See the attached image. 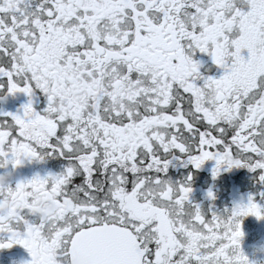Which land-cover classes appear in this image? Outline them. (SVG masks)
<instances>
[{"label": "snow or ice", "instance_id": "snow-or-ice-1", "mask_svg": "<svg viewBox=\"0 0 264 264\" xmlns=\"http://www.w3.org/2000/svg\"><path fill=\"white\" fill-rule=\"evenodd\" d=\"M197 50L223 74L202 76ZM0 81L29 97L0 111V168L68 161L15 183L0 249L22 245L28 264H248L232 221L264 205L209 217L190 175L163 174L176 153L215 160L214 177L264 169V0H0Z\"/></svg>", "mask_w": 264, "mask_h": 264}, {"label": "flooded vegetation", "instance_id": "flooded-vegetation-1", "mask_svg": "<svg viewBox=\"0 0 264 264\" xmlns=\"http://www.w3.org/2000/svg\"><path fill=\"white\" fill-rule=\"evenodd\" d=\"M242 54L247 56V50H243ZM193 59L200 61V73L202 76H214L218 78L223 74L224 69L215 65L209 54L200 53L198 50L193 55ZM2 82V81H0ZM198 84H202V80H197ZM7 85L0 89V111L4 112H22V105L28 102L29 97L24 93L8 94ZM33 107L37 111H42L47 105L46 94L39 89H34L32 97ZM170 163L167 172L163 175L171 180L183 182L189 175L191 179L188 181L192 188L190 193V201L193 205H199L202 212L207 216H211L214 212L224 214L230 212L236 205H246L249 197L260 204L264 205V181L260 179L264 175V169L252 170L248 167H232L222 166L217 176H213V169L216 166L215 160H207L196 169L190 163L186 164V156L176 153L175 157H169ZM68 161L62 157L52 155L44 161H28L13 168L8 164L5 168H0V173L4 171H13V186L16 182L24 179H30L36 174L41 176L48 173H59L63 170ZM214 193V199L208 197V192ZM28 210H24L27 213ZM32 220L38 219L37 216L29 214ZM242 230L244 236L241 240V248L249 258L257 259L259 264H264V217L257 218L255 215L241 217ZM9 234L0 233V238L7 239ZM259 248L255 252L254 249ZM31 255L22 245H13L11 248L0 249V264H28Z\"/></svg>", "mask_w": 264, "mask_h": 264}, {"label": "clouds", "instance_id": "clouds-1", "mask_svg": "<svg viewBox=\"0 0 264 264\" xmlns=\"http://www.w3.org/2000/svg\"><path fill=\"white\" fill-rule=\"evenodd\" d=\"M233 167H235V166H233ZM14 169H15V167H14ZM13 178H14V172L13 171H4V172L0 173V194L3 195V200H0V205H2L4 209H11L14 206V202L9 196L10 190H14L13 189ZM36 211L42 219H47V218H51L52 216L55 215L56 206L51 202H47L45 200L40 199V200L36 201ZM237 221H242L241 217H236L232 221L233 226H235ZM242 238H240V245L236 249L237 252L241 248ZM258 250H259L258 247L256 249H254V255H255V252ZM31 259H32V257H31ZM248 264H259V261L257 259H253V258L248 257Z\"/></svg>", "mask_w": 264, "mask_h": 264}]
</instances>
